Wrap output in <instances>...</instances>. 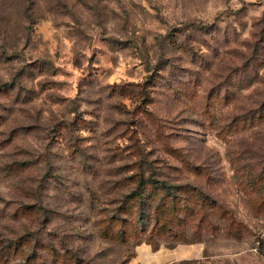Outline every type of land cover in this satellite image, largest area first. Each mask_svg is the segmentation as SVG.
<instances>
[{
  "label": "rangeland",
  "instance_id": "1",
  "mask_svg": "<svg viewBox=\"0 0 264 264\" xmlns=\"http://www.w3.org/2000/svg\"><path fill=\"white\" fill-rule=\"evenodd\" d=\"M190 243L264 264V0H0V264Z\"/></svg>",
  "mask_w": 264,
  "mask_h": 264
},
{
  "label": "crops",
  "instance_id": "2",
  "mask_svg": "<svg viewBox=\"0 0 264 264\" xmlns=\"http://www.w3.org/2000/svg\"><path fill=\"white\" fill-rule=\"evenodd\" d=\"M201 245L180 244L172 247L160 246L156 249L147 244L136 246V258L138 264H170L182 258H198L201 256Z\"/></svg>",
  "mask_w": 264,
  "mask_h": 264
},
{
  "label": "trees",
  "instance_id": "3",
  "mask_svg": "<svg viewBox=\"0 0 264 264\" xmlns=\"http://www.w3.org/2000/svg\"><path fill=\"white\" fill-rule=\"evenodd\" d=\"M140 168V167H139ZM137 175H138V179L136 180V185L135 187H142L143 184L145 183V179L143 178V176L141 175V171L140 169L137 170ZM137 193V192H136Z\"/></svg>",
  "mask_w": 264,
  "mask_h": 264
}]
</instances>
